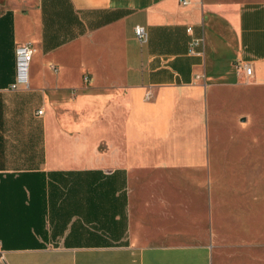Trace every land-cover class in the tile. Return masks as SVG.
<instances>
[{
	"label": "crops",
	"instance_id": "1",
	"mask_svg": "<svg viewBox=\"0 0 264 264\" xmlns=\"http://www.w3.org/2000/svg\"><path fill=\"white\" fill-rule=\"evenodd\" d=\"M259 89L264 0H0V264H214L199 175Z\"/></svg>",
	"mask_w": 264,
	"mask_h": 264
},
{
	"label": "rangeland",
	"instance_id": "2",
	"mask_svg": "<svg viewBox=\"0 0 264 264\" xmlns=\"http://www.w3.org/2000/svg\"><path fill=\"white\" fill-rule=\"evenodd\" d=\"M237 102L213 123L216 154L199 179L216 198L214 264H264V90Z\"/></svg>",
	"mask_w": 264,
	"mask_h": 264
},
{
	"label": "built area",
	"instance_id": "3",
	"mask_svg": "<svg viewBox=\"0 0 264 264\" xmlns=\"http://www.w3.org/2000/svg\"><path fill=\"white\" fill-rule=\"evenodd\" d=\"M188 0H183V3H187ZM135 33L138 40L142 43L146 42L148 39V33L143 25L135 26ZM203 43L202 38H194L191 40L189 44V52L190 53H198V47ZM34 49L30 43H25L18 45L16 48V80L10 86L11 89L16 90L21 85L29 86V74H30V64L33 58ZM242 68L246 72L248 76H250L253 72L252 65L249 63H244ZM43 113V109H38L37 114L41 115ZM4 257L2 256V259ZM1 264H6L4 260H2Z\"/></svg>",
	"mask_w": 264,
	"mask_h": 264
}]
</instances>
